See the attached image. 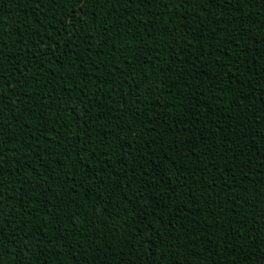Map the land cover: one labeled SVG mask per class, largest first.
<instances>
[{
    "label": "trees",
    "instance_id": "16d2710c",
    "mask_svg": "<svg viewBox=\"0 0 264 264\" xmlns=\"http://www.w3.org/2000/svg\"><path fill=\"white\" fill-rule=\"evenodd\" d=\"M0 264H264V0H0Z\"/></svg>",
    "mask_w": 264,
    "mask_h": 264
}]
</instances>
